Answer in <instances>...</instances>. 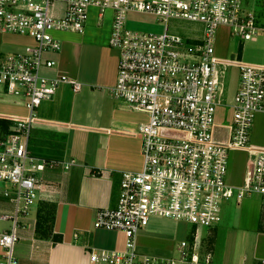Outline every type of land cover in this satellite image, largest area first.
Listing matches in <instances>:
<instances>
[{"label": "built area", "instance_id": "2783aa9c", "mask_svg": "<svg viewBox=\"0 0 264 264\" xmlns=\"http://www.w3.org/2000/svg\"><path fill=\"white\" fill-rule=\"evenodd\" d=\"M90 6L98 8L100 21L106 10L112 11L109 45L119 51V60L110 94L147 115L138 129L141 168L122 173L116 206L97 209L93 218L96 228L124 232L125 247L90 248V262L212 264L211 254L201 251L199 228L218 225L231 198H257L264 209V148L250 145L254 118L264 112V63L218 57L215 34L226 26L232 36L248 41L264 37V25L244 9L243 0H0V32L31 40L0 56L3 91L22 99L30 111L52 97L61 83L79 91L80 82L64 75L47 77L41 69L55 64L45 54L60 49L53 32L84 31ZM129 12L156 16L164 23L163 32L127 29ZM221 65L238 68L237 90L229 105L220 101ZM219 106L231 109L229 123L215 122ZM32 121V115L16 117L11 132L0 138V195L12 206L10 212H0V219L11 223L0 231V264H20L14 244L20 238V221L38 198L36 172L56 164L29 154ZM217 127L224 129V140L216 136ZM233 148L255 153L239 186L225 179L228 150ZM151 219L185 222L194 230L189 240L176 244L171 257L141 254L136 237Z\"/></svg>", "mask_w": 264, "mask_h": 264}, {"label": "crops", "instance_id": "0c3cea01", "mask_svg": "<svg viewBox=\"0 0 264 264\" xmlns=\"http://www.w3.org/2000/svg\"><path fill=\"white\" fill-rule=\"evenodd\" d=\"M111 25L110 9L100 22L98 8L90 6L84 31L58 32L60 49L45 54L55 64L42 67L41 74L74 79L81 83L79 91L61 83L52 97L30 111L22 99L5 93L0 86V138L11 132L16 117L32 115L29 154L56 163L36 172L38 198L28 217L20 221V238L14 244V255L20 264H98L90 262V248L125 247L124 232L93 226L97 209L116 206L122 173L141 168L138 129L147 121L145 113L132 110L109 92L116 80L119 60V51L109 45ZM228 110L230 120L219 124L231 121V109ZM250 145L264 148V144ZM233 151L245 153L246 170L255 153L243 148ZM245 170L241 182L234 186L242 183ZM11 210L8 199L0 195V212ZM43 212L52 215L48 221L51 226L45 231L39 229ZM178 223L151 219L136 237L137 252L173 256L176 244L183 240H178ZM231 224L222 219L204 233L198 231L201 251L211 254L212 264H264V209L260 204L255 218L240 219L233 227ZM10 226L11 223L0 231ZM229 229L234 232L230 234Z\"/></svg>", "mask_w": 264, "mask_h": 264}, {"label": "rangeland", "instance_id": "374dc122", "mask_svg": "<svg viewBox=\"0 0 264 264\" xmlns=\"http://www.w3.org/2000/svg\"><path fill=\"white\" fill-rule=\"evenodd\" d=\"M243 6L245 7V10H250L256 16L257 24L264 25V0H244ZM125 19V27L133 31L161 33L164 29V23L154 15L129 12L127 13ZM172 24L174 23L170 24L169 30H172ZM175 25L184 26L185 23H177ZM58 32L66 31H55L53 32V35L56 37ZM177 33L184 35V30L178 29ZM30 42L31 40L24 36L1 33L0 54L15 51L19 45H25ZM214 48L215 54L223 59H235L251 63H264V37H262V35H259L252 40L240 41L237 37L231 35V30L228 29V27L220 26L216 30ZM221 66L220 89L222 95L220 101L223 105H229L233 102V97L237 90L238 68L235 65H229L226 67L224 65ZM228 109V106H220L219 108H216V123L230 120V113ZM215 133L217 137L221 138L224 137L225 131L224 129L217 127L215 129ZM250 143L264 144V113H258L254 118V122L250 130ZM245 157L246 155L243 152L233 151V149L228 150L227 172L225 179L229 185L234 186L241 182L242 175L245 170ZM258 207V201L253 198H247L240 202L231 198L225 202L221 210L222 219H228L231 221L232 224L230 227H233L236 221H240V219L255 218L256 213H258ZM9 225V221L0 220V229L9 227ZM192 229V225L185 222H179L178 240H189L190 231ZM200 230L204 233L208 230V228L201 227L199 228V231ZM233 232V229H229L230 234ZM220 243L221 242L218 240V251L221 254ZM228 243L230 244L229 241ZM2 252L3 249L0 247V254Z\"/></svg>", "mask_w": 264, "mask_h": 264}, {"label": "trees", "instance_id": "16d2710c", "mask_svg": "<svg viewBox=\"0 0 264 264\" xmlns=\"http://www.w3.org/2000/svg\"><path fill=\"white\" fill-rule=\"evenodd\" d=\"M50 214L51 213H42V219L43 220H41V223H40V225H39V229L40 230H43V231H45V230H47L50 226H51V223H48V221H50L51 220V216H50ZM55 240H60V237H56V239Z\"/></svg>", "mask_w": 264, "mask_h": 264}]
</instances>
